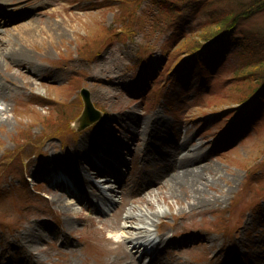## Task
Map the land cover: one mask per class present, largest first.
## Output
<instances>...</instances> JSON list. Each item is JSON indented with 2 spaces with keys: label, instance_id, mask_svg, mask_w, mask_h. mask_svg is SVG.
I'll list each match as a JSON object with an SVG mask.
<instances>
[{
  "label": "rangeland",
  "instance_id": "rangeland-1",
  "mask_svg": "<svg viewBox=\"0 0 264 264\" xmlns=\"http://www.w3.org/2000/svg\"><path fill=\"white\" fill-rule=\"evenodd\" d=\"M204 1L182 9L166 32L153 22L158 9L150 0L4 5L10 16L28 15L12 26L33 21L38 29L30 42H17L33 59L0 65V264H264V9L234 17L233 42L216 61L206 56L205 69L194 57L186 64L182 51L187 37L211 25ZM239 32L247 34L233 37ZM29 62L40 65L38 75ZM83 90L100 112L87 125ZM125 116L138 119L141 133L149 120L163 123L177 160L203 153L199 163L209 167L200 192L139 178L159 164L145 162L143 137L131 139L133 129L119 120ZM108 118L110 130L131 142L127 168L120 183L100 195L90 186L79 202L46 174L87 169L90 158H75L72 146ZM155 211L148 256L133 244L144 233L131 226Z\"/></svg>",
  "mask_w": 264,
  "mask_h": 264
},
{
  "label": "bare ground",
  "instance_id": "bare-ground-1",
  "mask_svg": "<svg viewBox=\"0 0 264 264\" xmlns=\"http://www.w3.org/2000/svg\"><path fill=\"white\" fill-rule=\"evenodd\" d=\"M8 1L12 0H0V19H2L0 21V65L1 62L6 63L7 61H11L18 65H21L23 63L24 65L25 61L33 59L34 56L28 49L18 46L17 42H30V38L33 39V37H35L34 33L37 31L38 27L34 25L35 23L33 21L24 22L20 25L22 28H18L19 26H12L15 24V22L27 18L28 15L26 17L10 16L6 8H4V5ZM23 29H26L25 32H23ZM50 31L52 32V30ZM50 31L48 32L49 34H51ZM5 32L8 33V35H3V33ZM63 32L64 31H62V33ZM31 63L32 62H29V70L33 71V74L35 73V75H38L37 72L38 68H40V65H37L35 69L31 66ZM4 97L5 96L3 92L0 90V101L4 100ZM89 118H93L92 115H90ZM89 118L87 121L90 123L96 121L91 120ZM119 120L123 123V129L124 127L131 131L133 129L132 132L134 135H131L129 132L126 131V135H128L129 133L131 135L130 137L132 140H138L143 137L142 141L145 144L143 148V157L147 160H151L152 163L159 164V166L153 164L148 167L145 174L139 176L142 181L145 182V178H148L150 180V183L152 181L155 182L159 179H161V181L163 179H166V182L168 181L172 183V187L174 188L173 190H175V188H177L179 184H187L194 189L195 194L200 192V186L198 185V183L201 180V177L204 176L205 169L209 167L208 164L199 163L200 160L203 159V153H201L200 150H197L196 152L191 154L187 153L177 160L176 151L179 147L178 145H175L173 143L172 139L169 137L168 132L165 131L163 123H160L158 121L152 123V121L149 120L145 126L146 133H141L140 131H138V119H134L132 116H125L124 118H119ZM111 121H114V118H108L102 123H99L98 126L95 128V132L90 135L79 137L77 143L73 144L72 153L77 154H75V158H90L91 162L89 163L90 165H88L87 169L85 167L83 168L81 164L78 165V168L75 171L58 170L57 173L56 170L54 171V173L56 174H46L48 181L51 184L55 185V187L64 191L72 198H76L79 202L86 201L87 197L90 195L88 192V188L90 186L96 187L94 184L92 185V177L95 176V174L97 175V173L99 172H101V174H104V176L100 177V180H103L99 183L101 187H96L98 190L97 194L100 195L102 194L100 188L104 187L106 184L109 183H118L119 171H122L123 167L127 168L125 158L127 150H129L128 147L130 146L131 142L129 141V138L124 139V135L122 137H119L113 131L110 130V125H112ZM114 136H117L116 138L119 139L115 143L113 141H110V139ZM173 154H176V159L172 157ZM146 159L145 162L150 163V161H147ZM186 163H195V165L185 167ZM151 168L153 169V171H151ZM109 174H111V177L112 174L117 175L118 178L116 177L115 179H112L111 177H109ZM154 177L156 178L155 180L153 179ZM105 196L103 195V198ZM155 214L158 213L156 211L155 213L153 212L151 214L147 213V216H144L143 218L145 220L141 222L142 224L136 223L135 226H131L136 228V233H144L142 234L143 236L134 237V239L136 240L135 245H143V243L138 240V238L140 237L149 240V244L145 245V248L153 242H155L156 244V237H153L154 233L152 228L150 227L152 225L150 224V222L154 221L153 217ZM31 237L34 238V234ZM157 252L158 251L155 252L154 256L157 255ZM129 257L133 261L134 258L130 253Z\"/></svg>",
  "mask_w": 264,
  "mask_h": 264
},
{
  "label": "trees",
  "instance_id": "trees-1",
  "mask_svg": "<svg viewBox=\"0 0 264 264\" xmlns=\"http://www.w3.org/2000/svg\"><path fill=\"white\" fill-rule=\"evenodd\" d=\"M151 6L156 7L158 9V15H156L153 22H158L159 31L166 32V28L171 26L175 17L180 14L181 10L186 8L187 6H191V3H194L195 0H150ZM234 3H238L233 6L224 7V3L228 2V0H205V4L203 9L207 10L208 18L210 19V27L206 28L199 34L191 35L185 39L184 49L182 50L185 56H188L185 63L189 64L188 60L192 57L194 59H198V63L194 64L195 67L200 62L204 64V68H208L211 66V63L206 61V56L218 58L220 54H224L226 49H222L224 46H228V42H233L230 31L235 27L234 17L242 16V15H250L253 12H259L264 9V0H230ZM224 2V3H223ZM185 4V6H183ZM207 6V7H206ZM210 6L212 10H210ZM224 10L220 14V11H217L215 7ZM160 13H162L160 15ZM160 20H159V19ZM238 18V17H237ZM238 34V35H237ZM240 34V35H239ZM244 36L247 33H234L233 37L240 39L239 37ZM243 39H246L244 37ZM191 44V45H190ZM242 46V43H239ZM219 46V47H218ZM202 47H209L208 51H204ZM197 48L196 50H193ZM202 50V51H201ZM214 50V51H213ZM240 51L241 56L249 58L247 52ZM190 59V60H191ZM212 58H210L211 60ZM216 61V60H215ZM195 62V60H194ZM197 62V61H196ZM205 68V69H206ZM264 80V79H263ZM261 81L260 83H262ZM261 85V84H260ZM260 88H257L252 94L251 99L254 98L259 92Z\"/></svg>",
  "mask_w": 264,
  "mask_h": 264
},
{
  "label": "water",
  "instance_id": "water-1",
  "mask_svg": "<svg viewBox=\"0 0 264 264\" xmlns=\"http://www.w3.org/2000/svg\"><path fill=\"white\" fill-rule=\"evenodd\" d=\"M82 94H83V99L85 102V110L81 118V124L87 125L88 123L87 120L89 116L92 115L93 118H90L91 120H96V118H98V116L100 115V112L94 108L93 103L91 102L90 96L88 95L87 91L83 90Z\"/></svg>",
  "mask_w": 264,
  "mask_h": 264
}]
</instances>
